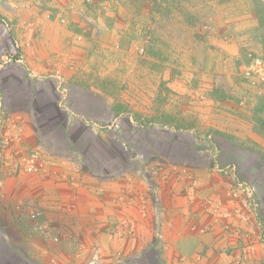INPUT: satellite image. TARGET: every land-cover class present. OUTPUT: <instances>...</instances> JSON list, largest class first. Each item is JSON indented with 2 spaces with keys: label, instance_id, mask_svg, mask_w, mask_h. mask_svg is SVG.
I'll use <instances>...</instances> for the list:
<instances>
[{
  "label": "rangeland",
  "instance_id": "obj_1",
  "mask_svg": "<svg viewBox=\"0 0 264 264\" xmlns=\"http://www.w3.org/2000/svg\"><path fill=\"white\" fill-rule=\"evenodd\" d=\"M52 2L60 7L39 18L53 32L43 39L36 29L27 40L28 49L42 41L38 51L17 45L10 53V41L0 43V161L20 184L7 202L18 213L39 212L24 220L31 233L23 235L58 251L48 225L84 222L73 205L61 207L59 195L53 206L43 199L51 174L71 187L78 181L87 192L111 193L118 210L124 198L133 204L147 195L144 219L155 244L126 262L118 252L115 260L164 264L163 230L176 220L188 226L191 212L199 216V201L222 187L217 168L227 165L259 198L241 228L264 225V84L242 75L251 58L264 63V0ZM62 29L64 38H52ZM32 153L42 170L15 171ZM208 180L215 188L208 190ZM10 233L0 229V264H44L30 260L15 244L19 234ZM240 241L234 263L254 261L256 244L247 250L243 234ZM90 251L87 264H101L100 252ZM197 257L194 264H208L205 254Z\"/></svg>",
  "mask_w": 264,
  "mask_h": 264
},
{
  "label": "crops",
  "instance_id": "obj_2",
  "mask_svg": "<svg viewBox=\"0 0 264 264\" xmlns=\"http://www.w3.org/2000/svg\"><path fill=\"white\" fill-rule=\"evenodd\" d=\"M48 7H60V3L55 5L52 0L48 3L44 0H0V20L9 25L8 29L3 25L0 28V43L3 39L9 40L11 43L10 53L15 52L17 45H21L27 50L39 49L42 46V41L28 49L27 40L30 38V33L36 29L43 39L49 36L46 33L53 32L52 23H48L45 17L39 18V16L47 15ZM82 8L81 5L76 8L75 16ZM67 16L68 19H71L69 22L77 21L76 17ZM29 25L32 26L31 29ZM64 32H66L64 29L56 30L52 38L62 39L66 36ZM15 41L18 43L15 44ZM6 159L8 158L6 157ZM7 163L9 162L0 161V229H3L8 236L12 234L10 232L14 231L19 234L17 236L20 237V241L15 244L23 247V251L30 260L34 262L42 260V263L49 264L50 258H56L59 262L69 264H87L91 260L90 249L96 248L102 257L101 264H120L121 262L115 260L116 253H122V261L126 262L154 246L155 242L150 234V227L144 219L149 212L147 195H140L139 201L137 197L130 198L133 204L129 203L127 197L124 198L125 201L121 203L123 207L118 210L119 203L116 204V196L115 198L111 197V193L104 195L99 192H87L85 187L81 186L82 183L78 181H74L78 185L74 183V187H71L68 181H64V177L56 179L50 174L46 177L47 180H43L45 183L43 190L46 191L43 199L50 200V202L49 204L47 201L42 203L40 198L41 203L53 206L57 194L61 197V207L73 205L76 213L85 218L83 223H67L63 220L60 226L55 227L42 221L53 229L51 231L58 236L55 239L59 242L55 241L58 251L56 249L48 250L45 247L42 250L40 242L35 240L33 243L29 235H23L27 231L31 233L29 228L27 230L24 221L28 219L27 215L23 212L18 213L8 206L10 190H15V187L18 188L20 184L19 178L5 169ZM208 185V190L215 188L213 181L208 180ZM14 190L13 192H15ZM46 213L47 210L43 212V214ZM42 219L44 220V218ZM187 230V223L183 225L177 220L163 230L165 240H167L166 249L161 253L164 264H194L196 254L202 253L210 258V256L214 257L218 250L229 251L242 246V242L231 235L222 236L220 233H212L209 236H200L196 233L188 235ZM258 233L259 230L256 226V245L253 247L256 249V259L247 264L264 263V242L259 238ZM208 263L210 264V262ZM226 264L236 263L232 260Z\"/></svg>",
  "mask_w": 264,
  "mask_h": 264
},
{
  "label": "built area",
  "instance_id": "obj_3",
  "mask_svg": "<svg viewBox=\"0 0 264 264\" xmlns=\"http://www.w3.org/2000/svg\"><path fill=\"white\" fill-rule=\"evenodd\" d=\"M242 75L253 85L264 84V63L258 58H251L248 65L244 67ZM12 166V165H11ZM15 171L22 169L28 174H36L42 170V163L37 153H32L21 164V168L15 164ZM218 172H222V187L217 194H209L208 198L199 201V216L191 212V222H189L188 232L199 234L200 236H209L212 233H220L222 236L231 235L240 240L241 235L245 236L250 242L247 250L256 244V225L259 229L258 236L264 241V225L260 222L254 223L252 228H241L240 220H246L248 213H255L259 208V198L250 181L241 179L235 174L234 166L218 167ZM227 181H224L225 179ZM28 218L35 220L39 212L30 210L26 212ZM203 218V222L199 219ZM257 220V219H256ZM241 225V226H240ZM56 241V239H55ZM235 254H239L237 249L221 250L214 264H226L234 261ZM245 255V254H244ZM199 260V255L197 257ZM207 262L213 263L212 257L206 258ZM209 264V263H208ZM239 264V262H237Z\"/></svg>",
  "mask_w": 264,
  "mask_h": 264
}]
</instances>
